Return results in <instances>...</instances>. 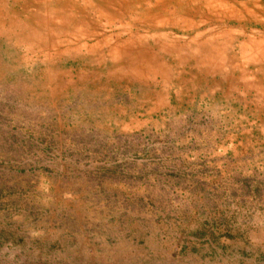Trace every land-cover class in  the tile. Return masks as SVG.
<instances>
[{"label":"rangeland","instance_id":"obj_1","mask_svg":"<svg viewBox=\"0 0 264 264\" xmlns=\"http://www.w3.org/2000/svg\"><path fill=\"white\" fill-rule=\"evenodd\" d=\"M0 264H264V0H0Z\"/></svg>","mask_w":264,"mask_h":264}]
</instances>
